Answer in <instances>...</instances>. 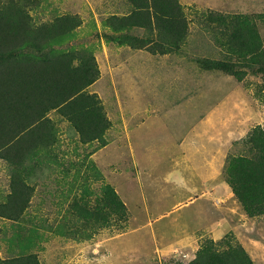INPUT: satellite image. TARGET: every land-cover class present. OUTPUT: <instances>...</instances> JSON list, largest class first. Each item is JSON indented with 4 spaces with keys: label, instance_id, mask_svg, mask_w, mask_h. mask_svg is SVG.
<instances>
[{
    "label": "rangeland",
    "instance_id": "374dc122",
    "mask_svg": "<svg viewBox=\"0 0 264 264\" xmlns=\"http://www.w3.org/2000/svg\"><path fill=\"white\" fill-rule=\"evenodd\" d=\"M35 1L38 5L31 7L30 14L36 28L72 16L68 23L79 24L77 35L63 48L85 46L93 51L100 78L87 90L100 97L111 125L104 134L107 145L91 158L104 183L125 203L129 216L127 222L112 219L109 227L85 240L71 236L76 228H68L67 236L49 231L64 222L79 195L70 193L71 178L62 174L70 160L79 161L72 153L78 135L67 122L60 123L59 117L50 114L60 130L58 151L67 155L59 154V161L46 167L26 161L28 168L34 166L30 177L18 166L16 187L25 176L24 193L31 190L28 216L18 222L0 216V264L17 257L20 250L18 239L16 250L8 252L6 237L20 231L28 237L26 229L32 224L47 231V239L36 249L40 264H167L192 253L188 238L199 239V244L215 238L220 249L227 242L241 243L256 264H264V216L249 217L226 181L230 157L247 155L243 140L255 127L264 128V97L259 91L263 78L250 70L239 82L221 71L202 70L196 62L227 60L226 51L215 46L216 38L223 39L218 26L209 21L211 12L264 15V0H180L190 34L185 53L167 61L129 45L117 46L112 32L102 27L110 16L132 11L127 0ZM256 24L264 42V18H257ZM127 34L146 35L142 29ZM172 62L181 63L183 69L172 67ZM167 66L173 69L162 72ZM98 145L82 144L80 152L90 153ZM62 160L65 165L59 167ZM81 170V178L91 175L90 209L96 214L103 206L101 182L92 179L86 165ZM11 185L10 165L0 157V204L12 191ZM15 202L12 210L20 206L19 200ZM74 213V224L87 225L81 213Z\"/></svg>",
    "mask_w": 264,
    "mask_h": 264
},
{
    "label": "trees",
    "instance_id": "16d2710c",
    "mask_svg": "<svg viewBox=\"0 0 264 264\" xmlns=\"http://www.w3.org/2000/svg\"><path fill=\"white\" fill-rule=\"evenodd\" d=\"M127 3L132 7L131 12L102 21V27L114 35V42L152 55L180 56L185 53L190 21L180 0H127ZM35 4L38 5L35 0L0 1V157L9 163L12 172V191L0 204V216L12 222L28 216L26 210L31 190L24 193L27 189L25 180L27 182V177L34 174V166L28 168L26 161L46 167L55 163V159L59 161V154L67 155L65 151H58L60 130L50 117L53 114L60 118V123L67 122L78 135L72 153L79 161L70 160L69 168L65 167L62 174L71 178L67 183L70 193H79L73 202L82 205L80 211H74L82 214L80 217L87 225L81 227L71 221L76 218L72 210L75 205L66 212L64 222L50 227L49 231L67 236L71 231L68 228H76L71 236L90 239L98 230L109 227L112 219L127 222L129 216L125 203L110 184L104 183L103 173L91 158L107 145L104 134L111 125L100 97L87 90L100 78V70L90 47L63 48L76 38L75 29L79 24L68 23L74 18L59 17L36 28L30 14ZM208 18L218 26L223 40L216 38L215 46L226 51L227 60L197 59L199 67L207 72H224L239 82L250 70L260 74L263 83L259 91L264 97V42L256 24V19L264 18V15L251 17L211 12ZM134 29H142L146 35L129 37L127 32ZM94 142L99 145L92 152L86 153L85 149L80 152L82 144L91 146ZM25 143L29 145L24 147ZM243 143L248 154L230 157L226 181L249 217L264 216V128L255 127ZM16 152L22 158L20 161ZM64 165L63 160L58 163L59 167ZM84 165L93 173L92 179L101 182L103 206L96 214L90 209L91 175L80 176ZM18 166L24 168L27 177L24 176L25 180L21 183L20 180L16 187ZM16 199L20 206L12 210L11 204ZM92 219L94 221L89 222ZM91 223L95 224L88 226ZM41 227L32 224L26 229L28 237L21 231L6 237L8 252L16 250L18 239L20 250L17 257L1 261V264H40L36 249L42 239H47V231ZM171 262L179 264L176 260ZM189 264L256 263L240 243L227 242L220 249L217 242L206 239Z\"/></svg>",
    "mask_w": 264,
    "mask_h": 264
},
{
    "label": "crops",
    "instance_id": "0c3cea01",
    "mask_svg": "<svg viewBox=\"0 0 264 264\" xmlns=\"http://www.w3.org/2000/svg\"><path fill=\"white\" fill-rule=\"evenodd\" d=\"M117 46H124V45H117ZM145 51V50H144ZM147 52V51H146ZM161 56V55H160ZM161 57H165L164 58V60L163 61H167V60H172V58L174 59V58H176L177 56L176 55H165V56H161ZM171 65H172V67L174 66V67H178L179 69H183L182 67H183V65L181 64V63H176V62H172L171 63ZM168 67V66H167ZM165 68L162 72H164V71H166V70H168V69H173L171 66L170 67H168V68ZM201 238V237H200ZM189 239V245L191 246V248H192V251L191 252H196L198 249H199V247H200V244H199V239H190V238H188ZM187 239V240H188ZM214 239V241L216 240L215 238H213ZM221 239V238H220ZM241 244V243H240ZM243 246V245H242Z\"/></svg>",
    "mask_w": 264,
    "mask_h": 264
},
{
    "label": "clouds",
    "instance_id": "9594fccd",
    "mask_svg": "<svg viewBox=\"0 0 264 264\" xmlns=\"http://www.w3.org/2000/svg\"><path fill=\"white\" fill-rule=\"evenodd\" d=\"M216 242V241H215ZM200 246H201V244H200ZM244 247V246H243ZM200 248V247H199ZM199 250V249H198ZM197 250V251H198ZM197 251L196 252H192V253H187V254H185L184 256H182V257H178V258H174V259H170V262H168L167 264H174V263H172L171 262V260H176L177 261V263H179V264H189L191 261H192V259L194 260L195 258H196V253H197ZM248 252V251H247ZM192 258V259H191Z\"/></svg>",
    "mask_w": 264,
    "mask_h": 264
}]
</instances>
